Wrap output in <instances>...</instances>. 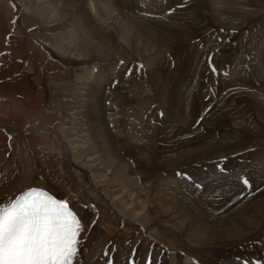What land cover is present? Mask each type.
I'll return each mask as SVG.
<instances>
[{"label":"rangeland","instance_id":"rangeland-1","mask_svg":"<svg viewBox=\"0 0 264 264\" xmlns=\"http://www.w3.org/2000/svg\"><path fill=\"white\" fill-rule=\"evenodd\" d=\"M32 3L43 6V19L24 10L25 4ZM181 4L185 0H0L1 49L5 45L0 57L11 52L14 60L20 62L21 71L33 72L36 85L56 90L58 97L54 93L55 102L51 104L63 118L64 131L71 138L76 137L72 138L77 142L73 148L93 150L96 136L103 135L116 145L118 160L130 166L139 183L145 181L140 169L146 170L147 165V168L159 167L156 153L170 154L171 151L169 156L173 160L164 162L168 169L159 171L162 181L180 191L183 205L207 214L208 218H202L205 221L201 222L208 225V230L200 235L203 241H212L210 264H243L245 260L249 264L257 261L264 264V0H231V3L230 0H187L184 7H178ZM172 8L176 11L170 12ZM72 33L78 35L73 41ZM54 35L63 38L62 54L49 50L39 41L41 36ZM15 49L18 51L14 53ZM36 51L43 52L47 62L54 58L48 62L54 69L48 70L44 58L40 59L43 56L40 53H37L40 58L34 56ZM50 78L57 87L50 83ZM180 86L185 89L189 97L185 96V101L189 103H182L185 101H181ZM89 103L96 105L90 110ZM179 111L184 121L177 118ZM140 137V140L150 137L149 142L142 144L140 155L130 154ZM15 144L14 171L5 187L22 180L33 167L36 179L49 182L56 188L57 196L68 195L66 188L70 179L56 150L45 153L46 174L40 158L30 152L24 139L16 140ZM86 161L100 163L97 155L86 157ZM220 167L226 171L221 172ZM75 172L82 176L77 167ZM14 176L20 177L14 180L11 178ZM245 176L250 178L251 190L242 183L241 178ZM80 180L81 191L86 194L85 189L88 190L90 199H96L89 184ZM96 201L101 205L98 198ZM175 205L167 204L172 208L170 212L175 211ZM176 219L180 221L178 231H188V220ZM215 222L223 223V235L215 228ZM237 228L242 235L234 232ZM227 229H231L228 231L232 237ZM148 242V251L153 255H161L163 250L168 252L164 244ZM167 258L169 263H176L174 253Z\"/></svg>","mask_w":264,"mask_h":264},{"label":"bare ground","instance_id":"bare-ground-1","mask_svg":"<svg viewBox=\"0 0 264 264\" xmlns=\"http://www.w3.org/2000/svg\"><path fill=\"white\" fill-rule=\"evenodd\" d=\"M21 3H22V1H21ZM230 3H231V0H230ZM32 4L33 5L28 4V6H27V4H25L26 6H23L24 10L29 11V13H31L30 11H32V12L36 13L40 19L41 18L43 19L44 14H45V12L42 10L43 6L41 8V7H39L40 5L37 6L34 3H32ZM49 8L50 7H48V10H49ZM25 13H27V12H25ZM52 13H53V10H52ZM52 15H54V14H52ZM211 18H212V16H211ZM232 21H234V20H232ZM214 23H216V22H214ZM2 32H1V34H3ZM70 36H71V41H73L75 38H78L77 34L75 35L72 33ZM49 37L50 36H47V38H46V36H45V38H43V36H41V39L39 37L38 38L40 39L39 41L41 42V44L44 45L46 48H48L49 50H56L58 52H61V54H62L65 51L64 46H63L62 36L60 37L59 35H56V36L54 35V37H50V38H54L55 40L49 39ZM57 39H58V42L56 41ZM167 45L169 46V44H167ZM3 47H4L3 49H5V45H3ZM165 47H166V45H165ZM1 48H2V46H0V50H3ZM34 48H36V46ZM165 49H167V48H165ZM35 50H38V49H35ZM17 51L15 49L14 53ZM79 51H80V49H79ZM10 53L1 54V57H0V62L2 63V67L0 68V200L6 201L8 198H14L15 196L19 195L21 191L26 190L29 187H35V186H42L46 190H50L53 194L55 193L56 188L51 186L49 182H47L46 180L40 181L39 179H36V177L34 176L35 172L33 170V167H31L30 171H28L27 175L24 178H22V180H20L18 182L10 183V185L5 187L6 182L9 180L10 175L14 171L13 170V168H14L13 153L15 150L16 140L24 139L26 144L29 146L28 149L30 150V152H32L33 154H37V156L40 158V161L42 162V166H44V172L46 174H48L47 173L48 170L46 168V162H47L46 159L47 158L45 157V153L53 151V150L57 151V152L55 151V153H59V156L57 155L58 160H60V164L63 168L65 175L70 179V182H68L69 184H67V188H66V192L68 195L67 196H66V194L64 196L60 195L59 197L64 198V199H68L70 201L71 206L74 208V210L77 212V214L79 215V217L81 218L83 223L86 225V231L84 233H82V243H81L80 253H79V257H78V264H149V261H151V264H171V263H169V260L167 257H168V254L172 255L173 253L177 257L175 264H210L209 262H211V260H210L211 256H209L210 255L209 252L212 249V246L210 245L211 244L210 242H212V241L207 242L208 240L207 241L202 240V238H203L202 234H204L203 232L207 233L208 225L206 226L205 225L206 223L204 224L203 222H201V220L204 217L208 218L207 214L204 213L206 215L205 216L202 212L197 211V209H195L196 211H194V210L192 211L190 209L192 207H188L185 204L183 205L184 201L183 200H182L183 202L181 201L182 195H181L180 191L175 189V188H171L169 186L168 182L162 181V176H161V173L159 171H162L163 169L167 168V167H164V162L166 160H168L170 157L173 158V156H169L171 154V151H170V154H163L164 152H161V151H158L156 153V160H157V164L159 167L147 168V166H148L147 165L146 170H144V168H143L144 165H143L142 166L143 169H140V170L142 171V174H143L145 181L139 183V182L135 181V179L133 177L134 171L129 169L130 166L128 167L126 164H124V162L122 163V161L118 160L119 156L117 155L116 145H113V142L110 139L106 140L103 135L100 134V135L96 136V142L97 143L95 145V149H93V150L89 149L86 151L85 150L81 151V150H79V147L73 148L76 146L77 142L72 140V138H76V137L71 138L70 134L67 131H64L65 128H63L61 126V121L63 118H61L59 115H57L58 111L56 112V108L53 107V105L51 104V102L52 103L55 102L54 97L56 94L55 93L56 90L53 89L52 87H51L52 90H50L48 88L45 89V88H41L38 85H36V82H35L36 76L33 74V72L28 71V70L21 71L20 62L14 60L13 54H10ZM37 53H40L41 57L42 56L43 57L40 58L37 55ZM34 56L35 57L38 56V58H40L42 60L45 57L44 53L41 51H39V52L36 51V54ZM8 59H10L11 61H8ZM53 59L54 58H52V60ZM43 61H44L43 63L46 64V66L49 68L48 70H50V69L52 70L53 67L50 68L49 64H48L49 61L47 62L45 58ZM31 63L33 64V61H31ZM53 64H56V63H53ZM52 65H50V66H52ZM56 66L59 68L58 65H56ZM70 71H71V69H70ZM59 77H61V76H59ZM68 77H69V75H68ZM68 77L64 76L61 78L66 81V79ZM159 77H161V76H159ZM165 77L166 76H164V80H165ZM155 78H157V77H155ZM37 79H38V77H37ZM50 80H51V82L49 81L50 83L55 84V81L53 78H50ZM63 80H61V81L63 82ZM162 82H163V80H162ZM164 82H163V84H164ZM56 84H55V86L57 87ZM163 84H162V86H163ZM67 85H63V86L68 87ZM155 85H156V83H155ZM68 88H70V86ZM68 88H66V89H68ZM63 90L65 91V88ZM63 90H59V92L63 91ZM162 90H163V87H162ZM178 91H179V94H181V101H185V96H187L185 89H183V87H181L178 89ZM59 95H61V94H59ZM81 95H82V93H81ZM86 95L84 97H87ZM158 95H160V94L158 93ZM56 96L58 97V94H56ZM91 96L93 99L94 95H91ZM170 98H171V96H170ZM161 99H163V98H161ZM179 100H180V98H179ZM88 101L90 102L89 97H88ZM88 101H86V103ZM186 101H188V100H186ZM186 101L182 102V103L185 104ZM188 103H189V101H188ZM89 104H90L89 105L90 110L92 109V107H94L96 105L95 104L93 106V103L92 104L89 103ZM98 112H99V110H98ZM97 113H95V114L97 115ZM99 113H101V112H99ZM183 115H185V114H183ZM50 116H51V118H49ZM176 116L178 119L183 120V117H182L180 111L176 113ZM110 117H112V115H110ZM58 119L60 122L55 121ZM100 122H101V120L98 123H100ZM62 123H63V121H62ZM97 125H100V124H97ZM92 128L93 127L91 126V129ZM101 129H103V128L101 127ZM68 134H69V136H67ZM48 136L50 137V139L48 138ZM9 137H11V139H9ZM146 138H147V136H146ZM149 138L147 140H145L144 138H143L144 140H140V139H142L141 137L139 139H137L136 145L131 147L132 151L130 149V151L133 153H130V154L135 153V155H137V154L141 153L143 150V147H144L143 146L144 142H146L145 144H147V141L149 140ZM154 142H155V140H154ZM130 143H132V142H130ZM79 144H77V145H79ZM134 144H135V142H134ZM153 145H155V143ZM130 146H131V144H130ZM7 147H10L8 153L6 152ZM193 151H195V150H193ZM184 152H186V151H184ZM127 154H129V153H127ZM194 154H197V153L194 152ZM95 155H97V162L100 161V163H98V165H94V163H89L88 161H86V157L95 156ZM209 155H207V156H209ZM170 160H171V158H170ZM180 160H181V158H180ZM148 164L150 165V163H148ZM172 166H170V167H172ZM76 167H77V169H79L81 171L82 176L77 175V173L75 172ZM166 171H168V170H166ZM18 177H20V176H18ZM18 177L14 176V178L13 177H11V178L15 180ZM78 178L82 179L84 183L86 182L87 184H89L88 185L90 187L89 189L95 195L94 198H96V199L98 198L101 202V205L96 201V199H90L91 195H90L88 190L85 189L86 194L81 191V189L78 187V183H79L78 181H81V180ZM32 184H34V185L32 186ZM19 185H21V187ZM119 194L122 195V198L120 196L121 199L117 198ZM123 200L125 202H123ZM102 201H104V203H102ZM130 203H131V205H130ZM132 203H134V204H132ZM167 204H176L175 205L176 208L174 207L175 211L173 210V212L172 211L170 212L169 208H171V207L167 206ZM133 205H134V207H130ZM165 206H167L166 209L164 208ZM111 208H113L114 211L111 210ZM263 208H264V206H263ZM171 210H172V208H171ZM238 210H236V211H238ZM236 214L238 215V212ZM241 214H242V212H241ZM251 216H253V215H251ZM176 218H181V219L186 218L188 220L189 226H190V228H188V231H186L184 233L182 232V229L180 231H178V229H180L181 227H177V226H179L178 224L180 223V221L177 220ZM250 218H249V221L252 220ZM202 221H205V220L203 219ZM231 221H234V220H231ZM211 222H213V221H211ZM240 222H239V224H240ZM244 222H245V220H244ZM246 222H247V224H249L248 220ZM170 223H172V224H170ZM218 223L215 222L214 226H216L215 228H217V230L219 229L222 232L223 223L222 222H218ZM239 224H237V226ZM251 224H253V223H251ZM260 224H262V223H260ZM173 225H176V227L174 228ZM241 225H243V224H241ZM170 226H172V227H170ZM184 228H183V231H184ZM210 228H212V227H210ZM239 228H237L238 231H234V232H239ZM234 229H236V226L233 227V230ZM228 230H231V229H227V231ZM215 231H216V229H215ZM216 232L218 233L219 231H216ZM229 232L230 231H228V233ZM234 232H233V234H234ZM200 233H202L201 234L202 236L200 235ZM223 233H225V232H222V235H223ZM230 233H232V232H230ZM167 234H169L168 235L169 238L166 237ZM210 234L208 236H210ZM219 234H221V233L219 232ZM229 234H228V236H229ZM239 234L242 235L241 232H239ZM222 235H219V236H222ZM225 235H227V234H225ZM235 235H236V233H235ZM230 236H231V234H230ZM241 237H243V236H241ZM241 237L239 236V238H241ZM222 238L224 239V236ZM149 240H153L159 244H161V243L164 244L168 248V252L163 250L161 255H157V256L153 255L150 251H148V249H149V242L148 241ZM209 240H212V238L211 239L209 238ZM225 241H226V238H225ZM234 242L235 241H233V243ZM228 244H230V242H228ZM224 246H225V244H224ZM220 247H221V245H220ZM226 247H227V245H226ZM215 252H217V251H215ZM105 253H107V255H105ZM219 253H221V252H219ZM188 256L193 258V260H190V258H188Z\"/></svg>","mask_w":264,"mask_h":264},{"label":"snow or ice","instance_id":"snow-or-ice-1","mask_svg":"<svg viewBox=\"0 0 264 264\" xmlns=\"http://www.w3.org/2000/svg\"><path fill=\"white\" fill-rule=\"evenodd\" d=\"M175 11L176 8L170 9ZM220 171L226 170L220 167ZM177 175L191 180L183 173ZM241 180L251 190L250 178ZM85 231L86 225L68 199L57 198L43 188L29 187L14 198L0 200V264H78L81 234Z\"/></svg>","mask_w":264,"mask_h":264}]
</instances>
